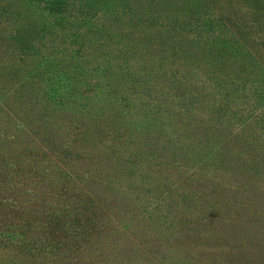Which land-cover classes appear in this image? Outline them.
Listing matches in <instances>:
<instances>
[{"label": "trees", "instance_id": "1", "mask_svg": "<svg viewBox=\"0 0 264 264\" xmlns=\"http://www.w3.org/2000/svg\"><path fill=\"white\" fill-rule=\"evenodd\" d=\"M263 46L264 0H0V264H264Z\"/></svg>", "mask_w": 264, "mask_h": 264}, {"label": "rangeland", "instance_id": "2", "mask_svg": "<svg viewBox=\"0 0 264 264\" xmlns=\"http://www.w3.org/2000/svg\"><path fill=\"white\" fill-rule=\"evenodd\" d=\"M50 43V38L48 37V44ZM264 47V46H263ZM52 48V47H51ZM263 50H264V48H263ZM51 51V49L50 50H48V54H50V53H53V52H50ZM49 57V56H48ZM125 57H127V56H125ZM257 81L256 82H254V84L252 85V87H249V86H247V87H245V89H246V91L243 93V96H246V97H249V95L250 94H252V92H253V90H256V89H260V87H263L264 88V72H262V74H261V76L258 78V79H256ZM252 115V114H251ZM246 116L247 117H250V115H248V114H246ZM253 116V115H252ZM241 122H244V121H246V120H242V119H239ZM259 122V121H258ZM261 122H264V118L263 119H261ZM260 123V122H259ZM259 129V128H258ZM261 129H263V131H264V123H263V125L261 126ZM263 131H260L261 132V134L264 136V132Z\"/></svg>", "mask_w": 264, "mask_h": 264}]
</instances>
